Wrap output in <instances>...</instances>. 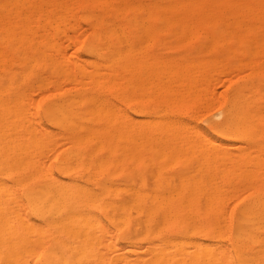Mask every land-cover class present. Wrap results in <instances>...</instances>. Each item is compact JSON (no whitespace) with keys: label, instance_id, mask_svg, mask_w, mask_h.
Listing matches in <instances>:
<instances>
[{"label":"bare ground","instance_id":"1","mask_svg":"<svg viewBox=\"0 0 264 264\" xmlns=\"http://www.w3.org/2000/svg\"><path fill=\"white\" fill-rule=\"evenodd\" d=\"M236 69L210 131L183 116ZM0 264H264V0H0Z\"/></svg>","mask_w":264,"mask_h":264},{"label":"rangeland","instance_id":"2","mask_svg":"<svg viewBox=\"0 0 264 264\" xmlns=\"http://www.w3.org/2000/svg\"><path fill=\"white\" fill-rule=\"evenodd\" d=\"M75 6H77V7H75L74 10L77 9V10H75L77 13L74 11V13H75L74 18L75 19L73 18L70 21H72V20L76 21V18H77L76 23H74L73 21L71 23V24H75L76 27L71 25L73 28L75 27L74 32L72 33L73 29L72 30H65V34L69 33V34H72L73 36H76L79 34L80 36L79 35L78 36H79L80 40L77 39L78 36L74 37V38H76V40H75L76 42H74V44H73L74 46H72V43L69 44V47L67 45H64V42H63L64 49L66 50L67 54H70L69 57H71L72 59L73 58L77 59L76 55H71L72 51L74 49H76L80 54H83V44H85L91 38L90 23L82 17V14L84 13V11L86 9V6L82 3H78ZM84 20H85V22H84ZM78 22H79V24H78ZM71 26L69 28H71ZM169 38H170L169 36H163L162 42L161 43H157V42L153 43L150 51L154 54H159V55H163V56L180 53L182 51V47H174L172 45V43L170 42L171 38H170V40H167ZM65 43H67V42H65ZM71 49H73V50L71 51ZM240 58H242V57H239L238 59H240ZM230 60H231V62H234V58H232ZM229 69L232 70L235 68L229 67ZM226 70H228V68ZM39 71H45V70H39ZM235 72L236 73L239 72L238 73L239 75L236 74V76H234L235 74H233V73H235ZM216 74L218 75V73H216ZM220 74H221L220 76L214 75V77H212V80L210 81L211 87H209V88H211V89H209V90L211 91L212 94L208 93L209 90L207 91L206 97L207 96L213 97V99L210 98L213 101L212 100H210V101L207 100L206 102L202 101V102H199L195 105L193 103H191L193 105L190 108H187L186 106L185 107L181 106L183 116L186 119H188L190 122H192L193 124L197 125L201 129L205 130L206 132L210 131L208 128V124L211 121H215V120L220 119V115L218 114V110H219L221 104L223 103L225 96L235 86V83L237 84L242 79V77H241L242 71H240V69H236L233 72H230V71L228 72V71L223 70V73L220 72ZM68 84L69 83H62L61 85H64V86L60 85L63 88H60L59 91L71 88V84H69V85ZM66 85H67V88L65 87ZM50 88H51V86H49L46 90L45 89L40 90V91H44L43 95H42V93H40V91L33 92V94H32V100H33L32 103L33 104L30 102L32 109L34 107L39 113H42V109H43L44 105L53 97V94L51 93ZM105 89L106 88H103V90H105ZM109 90H111V89H109ZM45 91H47V92H45ZM37 94H39V95H37ZM33 96H34V98L37 97L36 98L37 100L33 99ZM208 102H210V103H208ZM117 103H119V102L117 101ZM148 104L153 105L154 102L147 100L146 105H148ZM120 105L123 107V109H126V111L128 113L130 112L131 115H134L131 103L122 102V103H120ZM57 144H59V143H57ZM61 146H63V145L60 144V147ZM60 147H59V145H57L55 147H51V148H53L51 151L55 150L52 154H50V155H52V157L48 158V156H46V158H44V161L46 163L48 162L49 164H51L54 167V170H55V167H56V164H57L59 158L61 157V155L63 153V147H61V148ZM56 148H59V149L57 150ZM51 151H48L47 155H49V152L51 153ZM111 166L112 167L109 168L110 170H106L103 173V175L113 176L114 178L116 176H120V174L114 172V168H113L114 166L113 165H111ZM178 168H179L178 163H173L172 165H170L166 168L165 172L170 171V173H174V171H176ZM111 171H113V173H110ZM239 191H237V194L235 193L236 191L232 192L236 195H233V194L231 195V193L229 192V193H227L228 196L227 195L225 196V198L227 200L225 199L226 201L224 202V204H227V205L226 206L224 205V208L229 213V215H227V212H226V215H227V217H229V222H230L229 228H232V229L235 227V224H236L238 209L249 198L248 192H245L244 190L241 192H239ZM243 192H244V194H242ZM228 197H231V198H228ZM228 199H230V200H228ZM229 203H231V204H229ZM225 242L230 247V244H231L230 241L228 239H226Z\"/></svg>","mask_w":264,"mask_h":264}]
</instances>
